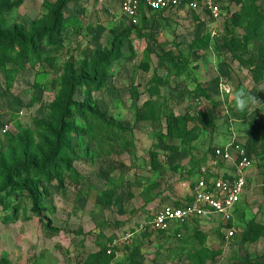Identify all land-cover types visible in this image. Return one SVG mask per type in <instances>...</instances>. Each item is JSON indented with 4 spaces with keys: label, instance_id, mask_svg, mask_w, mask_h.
Segmentation results:
<instances>
[{
    "label": "rangeland",
    "instance_id": "374dc122",
    "mask_svg": "<svg viewBox=\"0 0 264 264\" xmlns=\"http://www.w3.org/2000/svg\"><path fill=\"white\" fill-rule=\"evenodd\" d=\"M58 1L0 0V264H92L101 248L110 264H264V231L247 237L264 228V29L245 54L256 72L225 45L226 26L246 36L248 18L231 23L247 0H218L217 22L188 10L136 24L121 0H68L61 13ZM241 91L256 99L243 112ZM94 117L99 128L89 127ZM113 122L132 137L113 134ZM231 129L253 159L234 233L218 223L142 229L162 203L186 200L196 168Z\"/></svg>",
    "mask_w": 264,
    "mask_h": 264
},
{
    "label": "built area",
    "instance_id": "2783aa9c",
    "mask_svg": "<svg viewBox=\"0 0 264 264\" xmlns=\"http://www.w3.org/2000/svg\"><path fill=\"white\" fill-rule=\"evenodd\" d=\"M188 10L202 12L214 22L225 15L218 0H121V12L132 24L140 20L142 11L148 15ZM11 128V122L2 121V132L7 133ZM219 160L233 163V171L219 170ZM252 167V154L233 131L229 144L216 146L214 157L200 166L195 180L190 182V199L180 205L162 204L142 229L167 233L175 225L218 223L228 236L232 235Z\"/></svg>",
    "mask_w": 264,
    "mask_h": 264
},
{
    "label": "trees",
    "instance_id": "16d2710c",
    "mask_svg": "<svg viewBox=\"0 0 264 264\" xmlns=\"http://www.w3.org/2000/svg\"><path fill=\"white\" fill-rule=\"evenodd\" d=\"M68 0H59L57 3V12L61 13L62 10L66 7ZM151 13H162V12H151ZM146 14L144 11H142L140 18H145ZM244 18H248V23H247V28H246V36L244 37H236L233 35L232 31L227 28V36L225 37V45L227 47V50L232 54V57L238 61V63L249 67L250 70L253 72H256L259 69V64H257V58L254 55H250L249 57H245V54L248 53V46L250 42L253 39H261L262 38V33L264 29V10L260 8V6L256 5V3L253 0H247L246 6L244 5V10L242 13L240 12H234L232 14V25H239ZM228 35L231 37L229 39ZM12 51H14V48H10ZM239 49H241V53H239ZM32 47L29 48V51L32 52ZM260 55L264 57V42L261 48ZM72 75V74H71ZM199 94L203 95L205 97H208L209 94H207L205 89H200ZM86 117V116H85ZM203 118H205V114L202 115ZM87 121L90 123L91 128L93 127H98L102 125V122L99 117H94V118H86ZM212 122H208L206 125H212ZM89 125V124H88ZM172 120L170 122V128L172 127ZM106 127L110 128V131L115 134V135H120L123 137L131 138L132 137V129L129 127H125L123 125H120L118 123H110L107 124ZM70 127H68L69 129ZM97 140H102L100 137L96 136ZM101 150L106 152L105 148L101 145H98ZM248 150L251 152L250 148L247 146ZM69 153V150H60V156L61 158L63 157L62 160V166H69V158L67 157ZM107 154L109 153L108 151L106 152ZM106 154V161L108 162V165L110 169L116 170L119 169L122 172H126L128 169V166L124 162H115L112 160V158H109L110 156ZM213 155H214V150H213ZM77 156V155H76ZM75 156V157H76ZM60 158V159H61ZM60 161L59 159L55 160L53 166L56 169L57 163ZM58 172H54L52 177L56 178L58 177ZM35 199H37L35 197ZM109 201L110 198H108ZM176 205H180V203H177ZM184 225H189V224H184ZM252 233L250 236H247L248 239L253 240L258 238L260 234L263 233L264 228H262L260 225H255L252 227ZM108 248H101L99 252L96 253L95 256V261L92 264H110L112 260L114 259L113 254H108L107 253ZM241 264H261L260 262L257 261H250V260H242Z\"/></svg>",
    "mask_w": 264,
    "mask_h": 264
},
{
    "label": "crops",
    "instance_id": "0c3cea01",
    "mask_svg": "<svg viewBox=\"0 0 264 264\" xmlns=\"http://www.w3.org/2000/svg\"><path fill=\"white\" fill-rule=\"evenodd\" d=\"M233 131L235 132V134L237 135V137L241 140V142H243V143H247V142H245V140H243L242 138H240L239 136H238V134H237V132L235 131V130H233V129H231V131L229 132V135H228V142H227V144H229V142L232 140V133H233ZM224 145H226V144H224ZM220 146H223V145H220ZM246 146H247V144H246ZM212 157H214V155L212 156ZM211 157V158H212ZM210 158V159H211ZM210 159H208V160H210ZM207 160V161H208ZM206 161V162H207ZM204 164V163H203ZM201 166V165H200ZM200 166H198L197 168H196V170H195V173L192 175V178H191V180H190V182H192L193 180H195V178H196V176L198 175V171H199V168H200ZM217 168L219 169V170H221V171H223V172H227L228 171V173L229 172H231V171H233V163H231V162H225V161H222V160H219V163H218V166H217ZM250 179V171L248 172V180ZM248 180H247V182H248ZM189 182V186H188V193H187V196H186V200L185 201H188L189 199H190V183ZM248 184H249V182H248ZM184 200H167L166 202H164V203H162V204H165V203H174V204H177V203H180V204H183L184 202H185ZM242 202H243V200H242ZM161 204V205H162ZM242 209V204H241V206H240V210ZM189 224H191V223H189ZM195 224V223H194ZM149 230V229H148ZM224 231V230H223ZM158 233H160V232H158ZM161 234H164V233H161Z\"/></svg>",
    "mask_w": 264,
    "mask_h": 264
},
{
    "label": "clouds",
    "instance_id": "9594fccd",
    "mask_svg": "<svg viewBox=\"0 0 264 264\" xmlns=\"http://www.w3.org/2000/svg\"><path fill=\"white\" fill-rule=\"evenodd\" d=\"M249 101H251L252 103L256 102L255 97L250 96L248 94H246L245 92L241 91L239 93L236 94L235 96V108L238 111L243 112L245 110V108L247 107Z\"/></svg>",
    "mask_w": 264,
    "mask_h": 264
}]
</instances>
